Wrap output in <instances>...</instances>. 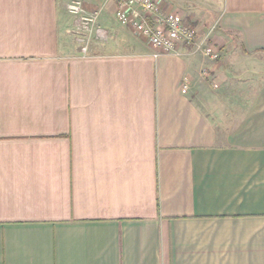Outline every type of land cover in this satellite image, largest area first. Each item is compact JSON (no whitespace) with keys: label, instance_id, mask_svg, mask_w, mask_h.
Segmentation results:
<instances>
[{"label":"crops","instance_id":"obj_1","mask_svg":"<svg viewBox=\"0 0 264 264\" xmlns=\"http://www.w3.org/2000/svg\"><path fill=\"white\" fill-rule=\"evenodd\" d=\"M70 1L0 0V264H264V0H156L218 63Z\"/></svg>","mask_w":264,"mask_h":264},{"label":"built area","instance_id":"obj_2","mask_svg":"<svg viewBox=\"0 0 264 264\" xmlns=\"http://www.w3.org/2000/svg\"><path fill=\"white\" fill-rule=\"evenodd\" d=\"M116 19L141 33L156 50L155 58L162 54L200 55L211 63L221 60V50L209 39V34L200 37L198 30L176 12H164L156 0H116ZM70 15L76 24L74 34L82 54H88L94 39H104L105 32L98 24V12H88L82 0H71L67 4ZM212 75L209 66L202 68L201 76L208 79ZM191 87L189 78H184L181 90L188 92Z\"/></svg>","mask_w":264,"mask_h":264},{"label":"rangeland","instance_id":"obj_3","mask_svg":"<svg viewBox=\"0 0 264 264\" xmlns=\"http://www.w3.org/2000/svg\"><path fill=\"white\" fill-rule=\"evenodd\" d=\"M97 40H102V39H94V40H92L91 41V43H90V46H89V54L90 53H93L94 51L92 50L93 49V45L95 44L94 42H96ZM94 43V44H93ZM235 60H237L236 59V56H235ZM239 63H241V64H237V63H231V64H233V66L237 69H240V70H243L244 68V66H245V68L247 67V69L249 70V71H251V70H253V65H252V62L250 61H240ZM240 66V67H239ZM234 68V69H235ZM255 69H258V70H261L262 71V75H261V78L263 79L264 78V68H255ZM240 76H242L243 77V75H240ZM257 78H259L260 76H256ZM255 77V78H256Z\"/></svg>","mask_w":264,"mask_h":264}]
</instances>
